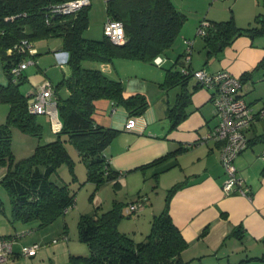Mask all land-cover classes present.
<instances>
[{
	"label": "trees",
	"instance_id": "1",
	"mask_svg": "<svg viewBox=\"0 0 264 264\" xmlns=\"http://www.w3.org/2000/svg\"><path fill=\"white\" fill-rule=\"evenodd\" d=\"M65 1L68 0H0V54L8 77V82L0 85V98L9 104L7 119L0 124V169L7 168L0 177V183L10 194L11 222L38 221V228L49 226L59 216L65 215L67 208L76 204L77 191L70 183L61 184L52 179L65 163L73 171L74 159L68 144L76 148L85 163L87 181H93L97 186L107 181L118 185L120 174L110 165L105 150L120 130L96 122V101L109 98L115 104L124 106L130 116L142 115L150 105L145 93L126 94L121 80L109 77L100 68L86 66L85 62H114L123 58L155 63V58L174 44L188 19L173 0H108V17L121 20L125 27L126 41L117 44L105 33L100 39L85 37L92 0L90 5L76 13H54L52 6ZM256 18L260 26L246 28L239 27L233 16L223 21L203 19L205 24L201 21L200 25L204 26L205 33L200 35L205 40L208 53L218 52L239 34L264 33V13ZM55 36L63 37L62 49L69 54L71 69V75L55 86L62 129L55 140L38 144L32 155L15 161L12 127L18 126L25 133L41 137L43 124L37 117L39 114L29 111L30 93L21 89L27 80L25 75L15 78L12 73V68L25 59V54L18 52L14 46L23 39L33 42L34 39ZM262 66L264 58L257 68ZM191 77L190 72L168 68L166 79L161 83L167 88L182 87L175 102L168 108L172 129L190 114L188 106L192 93L188 85ZM198 85L201 84L198 82ZM63 88H67L69 94L63 95L60 91ZM261 139L264 140V134ZM165 157L161 156L142 167L156 164ZM182 184L179 182L169 189L163 210L154 216L151 230L143 240L138 241L119 230L118 221L122 213L117 201L108 211L95 216L82 215L79 237L89 244L90 253L71 255L69 264H188L182 256L188 242L170 213V200ZM3 210L4 202L0 198V213ZM16 253L14 250L12 256ZM18 254L22 255L20 250ZM254 258L264 260V254L250 259Z\"/></svg>",
	"mask_w": 264,
	"mask_h": 264
},
{
	"label": "crops",
	"instance_id": "2",
	"mask_svg": "<svg viewBox=\"0 0 264 264\" xmlns=\"http://www.w3.org/2000/svg\"><path fill=\"white\" fill-rule=\"evenodd\" d=\"M173 2L179 10L187 13L176 1ZM214 6L203 17L199 9L194 8L193 11L199 13H195L197 15L194 18L188 17L174 44L160 56L163 59L161 65L147 62L149 64L147 66L142 65L144 62L140 60L123 58H118L114 62L86 61L89 67L100 68L109 77L121 80L126 94L145 93L150 103L142 115L130 116L124 106L115 104L109 98H99L96 101L94 116L97 123L120 130L105 150L110 165L120 174L117 179L118 186L128 188L129 192L139 191L152 177L158 182L164 177L169 178L172 181L170 188L179 182L183 183L170 200V213L188 242V246L182 252L188 264H264L262 259H250L264 254V140L261 139L264 134V117H257L248 128L250 143L236 160L238 173L250 186L251 195L237 192L226 195L222 190L226 178L220 158L222 143L214 139L205 140L207 133L218 123L212 102V89L198 85L197 80L191 77L188 85L189 92L192 93L188 106L190 114L172 129L168 108L173 105L182 87L161 86L166 79L168 68L183 70L188 66L190 69H205L212 73L229 70L244 77L242 94L254 110L259 111L264 107V66L257 68L264 58V33L239 34L221 50L209 54L204 38L197 34L201 21L205 18L215 21L231 18L229 14L226 16L221 14ZM213 8L216 11H212ZM231 11L239 27L260 26V23L253 22V18L244 26L236 12ZM186 40L193 42L190 62H187L185 57ZM43 42H45L41 43L43 49L48 51V56H53L51 63L55 60L60 65L41 64L37 56L41 52V45L38 48L33 45L29 54L35 57L36 62L29 64L23 73L27 79L24 83L26 87L24 92L27 94L46 80H50L56 86L71 75L70 66H67L68 62L65 61L66 56L62 49L63 42L62 44ZM7 82L8 77L0 57V85ZM173 88H176L174 95L170 93ZM60 91L63 95L69 94L67 88ZM8 111L9 104L0 98V124L6 121ZM39 115H44L49 123L51 122L48 115ZM51 126L52 122L50 132L46 135V142L55 140L57 133L62 129L61 127L56 132ZM164 155L166 157L162 161L142 167ZM94 203L99 204V208L102 206L101 194L94 196ZM150 207L151 209L145 210V213L148 212L144 220L152 223L157 213L154 204ZM64 223L66 224V219ZM18 224L12 223L15 227L14 233L10 232L9 228L0 232L3 233L0 236H14L26 229L24 226L19 227ZM47 231L38 235L36 232L33 236L37 238H33V241L38 239L45 245L55 240V238L46 240L45 237L49 234ZM22 239L24 238L20 241ZM73 249L71 247L72 254L79 253ZM15 250L17 253L10 257L12 259L21 256L18 254L20 247H15ZM35 263L43 264L44 261L36 260Z\"/></svg>",
	"mask_w": 264,
	"mask_h": 264
},
{
	"label": "rangeland",
	"instance_id": "3",
	"mask_svg": "<svg viewBox=\"0 0 264 264\" xmlns=\"http://www.w3.org/2000/svg\"><path fill=\"white\" fill-rule=\"evenodd\" d=\"M176 1L179 6L185 9L189 17H196L195 13H202V17L208 14V11L212 6L215 7L217 11L226 16L229 14V17L232 16V11L236 12L237 16L240 19L241 24L244 26L249 24V20L253 22H258L256 15L260 12H264V0H173ZM185 2V3H184ZM188 2V3H187ZM198 8L199 12H194V8ZM213 8L212 11L215 10ZM215 10V11H216ZM231 13V14H230ZM223 16V15H220ZM107 10H106V0H92V5L90 6V23L88 29L85 31L84 35L87 38L100 39L104 35V23L107 19ZM237 23V22H236ZM238 25V24H237ZM239 26V25H238ZM198 30V29H197ZM198 34V33H197ZM198 36H201L198 34ZM43 41H49L53 44H62L63 37L55 36L50 38H38L34 39L32 44L38 48ZM42 48V49H41ZM34 49V48H33ZM36 50V49H35ZM40 54L37 56L40 58L41 64H47V66H52L51 64H57L55 60L54 63H51V58L53 56H48V51L43 49V45L40 46ZM32 52H34L32 50ZM54 53V51H52ZM51 52V53H52ZM1 57V54H0ZM25 59L34 60L31 64L35 63L36 59L31 54H25ZM50 59V60H49ZM141 61V60H140ZM142 65L149 66L150 63L147 61ZM146 62V63H145ZM86 65V62H85ZM36 66V65H34ZM44 66V65H43ZM67 66H69L67 64ZM89 66V65H86ZM62 73V71H61ZM194 77V76H193ZM193 77L191 79H193ZM195 78V77H194ZM24 83L21 85L22 91H25ZM65 90V89H64ZM173 90V91H172ZM170 93L175 94L176 88H173ZM65 93V92H64ZM39 121L43 123V134L41 137L25 133L18 126L12 127V148L14 153L15 161H19L23 158H26L34 152L35 148L40 143L46 142V135L50 132V124L48 119L44 115L37 116ZM7 119V118H6ZM52 127V126H51ZM68 150L70 151L74 159V168L73 171L68 164H63L58 168V171L53 174L52 179L57 180L59 183L69 182L72 189L76 190V204L74 207L65 214L59 216L49 227L38 228V221H33L29 223H19L18 226H24L28 233L23 235L21 238H24L20 241L21 238L16 242L15 247H20L33 244L35 242L43 245L38 248V252L35 255L27 256L21 255L18 258L12 259L9 258L7 261L1 264H34L36 260L44 261L43 264H69L71 255H89L90 247L89 244L79 237V220L82 215L95 216L96 213H102L110 210L114 202L117 201L121 206L120 210L122 216L118 221V228L120 231L127 232L129 235L134 237L136 240H143L146 235L150 232L152 223L150 221H145V210L151 209V205H155L156 213L159 214L162 211V206H164L165 198L168 195L169 188L172 186L170 179L164 177L161 182L156 181L153 177L146 183L145 187H142L139 191L129 192L128 188H121L118 185H115L114 182H104L100 186L93 181H87V167L85 163L81 160L76 148L72 144L67 145ZM6 167L0 169V177L6 172ZM3 174V175H2ZM171 184V185H170ZM174 184V183H173ZM102 195V206L98 208V205L94 203V195ZM0 198L4 202V210L0 213V232L11 229L10 232L15 231V227L12 225V203L8 190L5 186L0 183ZM143 202V206L139 208L137 212L131 214L126 213L127 207H129L132 202ZM152 202V203H151ZM150 207V208H148ZM66 219V224L64 220ZM4 226H6L4 228ZM48 229V231H47ZM49 233L45 237L46 240L55 238V240L45 245L42 241L38 239L33 241V235L36 233L42 234ZM3 234V233H0ZM66 236V237H64ZM20 241V243H18ZM49 242V241H48ZM73 251L79 252L77 254H72L70 251L71 247ZM18 245V246H17ZM63 249V250H62ZM36 264V263H35Z\"/></svg>",
	"mask_w": 264,
	"mask_h": 264
},
{
	"label": "built area",
	"instance_id": "4",
	"mask_svg": "<svg viewBox=\"0 0 264 264\" xmlns=\"http://www.w3.org/2000/svg\"><path fill=\"white\" fill-rule=\"evenodd\" d=\"M108 1V0H106ZM91 0H68L52 6L54 13L72 14L79 11L86 5H90ZM201 24H205L202 21ZM104 33L117 44L126 41L124 23L121 20L107 18L104 23ZM198 34L205 33L203 25L197 30ZM186 61L190 62L192 53V40H186ZM32 42L28 39L21 40L14 46L18 52L29 54L32 49ZM65 52L68 62L69 54ZM34 61V60H33ZM32 60L24 59L12 68L15 78L24 73V70ZM63 61V63L65 62ZM155 63L161 65L163 59L159 56L155 58ZM63 65V64H62ZM184 72H190L195 79L204 87L211 88L212 102L215 107L218 123L207 133L205 140H219L221 146V163L224 167L226 178L222 184V190L226 195L237 192L242 195H251V188L246 180L239 175L236 160L238 156L248 147L249 137L247 130L255 122L257 117H264V107L255 111L253 106L245 99L242 94L243 80L240 76L233 74L229 70H220L209 72L205 69L183 68ZM29 111L34 114H46L50 117L54 131L58 132L62 127V121L59 114L58 98L55 85L46 80L41 83L28 98ZM264 159V153H263ZM143 202H132L127 207L126 212L131 214L139 210ZM70 209H66V213ZM27 231H21L16 236H0V264L7 261L15 250L16 242L20 237L27 234ZM41 245L37 242L22 246L20 252L22 255H34Z\"/></svg>",
	"mask_w": 264,
	"mask_h": 264
}]
</instances>
